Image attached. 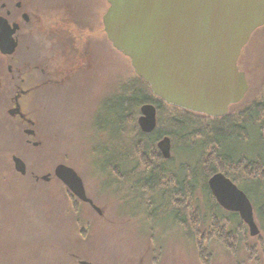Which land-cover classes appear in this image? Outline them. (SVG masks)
I'll return each mask as SVG.
<instances>
[{"label":"rangeland","instance_id":"obj_1","mask_svg":"<svg viewBox=\"0 0 264 264\" xmlns=\"http://www.w3.org/2000/svg\"><path fill=\"white\" fill-rule=\"evenodd\" d=\"M108 5V0H0V15L10 24L11 20L21 24L20 32L14 34L16 49L10 55L0 52V119L6 121L0 126V142L8 145L5 152L10 154L11 165L7 168L14 172L3 181L8 182L3 194L12 202L7 206L3 202L7 200H0V264H81L86 260L92 264H264V188L256 191L247 184L254 179L263 183L264 177L245 166L258 153L264 157V27L253 32L241 53L240 66L249 87L245 99L237 106L232 102L226 118V114L211 115L223 121L220 131L225 137L215 135L213 125L205 127L206 136L210 135L208 147L201 167L195 168V156L188 157L189 149L207 137L196 134L188 142L190 146L183 145L180 135L146 139L158 127L162 131L160 120L170 111L163 114L157 104L145 102L131 108L124 119L116 114L114 100L133 96L135 83L142 82L135 77L138 74L129 57L107 38L103 15ZM55 17L82 21L73 26L74 36L92 43L93 68L85 78L44 85L45 76L37 70V75H27L23 82L17 77L23 72V63L39 60L37 48H43L38 46L43 36L37 22ZM36 84L34 95L14 102L17 85L30 89ZM149 89L154 94L150 83ZM146 105L155 108L152 131H144L140 124ZM228 119L235 121L233 133ZM139 146H143L140 153ZM219 153L226 171L207 174V157ZM229 153L231 157L223 156ZM242 153L246 159L237 158ZM14 156L25 162L26 174L16 168ZM162 161L167 183L187 174L188 190L194 188V192L185 194L184 201L169 199L167 194L173 192L172 187L167 189V179L151 190L148 172ZM61 163L78 173L91 202L80 199L56 176ZM217 173L246 188L259 234L252 235L244 223L236 225L237 232L228 223V229L236 231L234 241L238 243L214 237L218 211H224L209 185ZM9 216L18 218L12 223ZM200 235H207L205 244L198 241Z\"/></svg>","mask_w":264,"mask_h":264},{"label":"water","instance_id":"obj_2","mask_svg":"<svg viewBox=\"0 0 264 264\" xmlns=\"http://www.w3.org/2000/svg\"><path fill=\"white\" fill-rule=\"evenodd\" d=\"M108 3L103 15L107 38L129 57L138 76L148 81L154 94L165 102L209 116H222L248 90L238 60L252 32L264 25V0H108ZM18 29L17 22L10 24L0 15V52L10 55L16 49L14 34ZM142 113L143 130L152 131L156 125L155 108L146 105ZM13 160L16 168L26 174L25 162L18 156ZM55 172L80 199L91 202L72 167L61 163ZM42 178L49 180V175ZM209 185L224 208L238 211L249 224L251 234H259L250 198L243 190L221 173L215 174ZM81 264L92 263L86 260Z\"/></svg>","mask_w":264,"mask_h":264},{"label":"flooded vegetation","instance_id":"obj_3","mask_svg":"<svg viewBox=\"0 0 264 264\" xmlns=\"http://www.w3.org/2000/svg\"><path fill=\"white\" fill-rule=\"evenodd\" d=\"M17 6H19V5H17ZM7 13L10 16V11H7ZM21 16H23V18H24L23 12L21 13ZM25 17H26V15H25ZM60 19H58V17H55V18H52L51 21H47L45 19L38 20L37 28H38L40 35H42L43 37H40L39 42L38 41L37 42L39 43L38 46H40V44H41L43 46V48H37V51L39 53L38 54L39 60H36L34 63H31L30 61L24 62L23 66H22L23 72L19 71L17 69V71L19 73L22 72V74L20 73L19 76H17V77H22L23 82L26 81V79L28 80L27 75H29V76L37 75V74H34V72L37 70H38L39 75L45 76V79L41 83V85L42 84L44 85L46 83H56L57 84L59 82H64V81H68V80H72V79L74 80L78 77H84L85 78L89 75V71L93 68V63H94L93 60H94V58H96V57L91 56V53H92L91 45H92V43L85 44V41L81 42L80 40H78V35H75L76 37L74 36V29H73L74 25L78 26L80 24V22H82V21L80 19L78 21L77 20L75 21L72 19H67V18H65V19L60 18ZM11 21H12V23L15 22L14 20H11ZM263 27H264V25H261V27L257 28L253 32L257 31L258 29H262ZM20 29H21V24H19V31L18 32H20ZM253 32H252V35L254 34ZM252 35H251V37H252ZM249 41H248V43H249ZM248 43H247V45H248ZM106 44H107V42L104 43L103 47H105ZM246 46H244L243 49ZM243 49L241 50V53H242ZM241 56L238 60V66H240ZM239 69L244 72V70L241 69V66ZM8 71L10 73L12 80H15L16 76L14 74L13 66L9 65ZM17 88L18 89H16L15 95H14V102L15 103H19V100L21 98H23L25 95H27V96L29 94L32 95L31 93L35 90V88H38V86L36 84L34 87H32L30 89H25V88L22 89V88H20L19 85H17ZM33 95H34V92H33ZM245 96H246V93L243 95V97L241 98V100L239 102L234 103L232 105L237 106V105L241 104L243 102V100L245 99ZM258 105H259V103L256 104L254 106V108L257 109ZM228 115L226 114L223 117L226 118V117H228ZM236 124H237V126L240 125L238 120H236ZM162 153L160 155H162ZM165 164L166 163H163V161H162L156 165V167H157L156 169L154 168L153 171L148 172L146 179H147V181L152 182L151 187L156 186L158 188V186L160 185V182L165 183V180L167 179L166 177L163 176V172L165 173L164 170L166 169L164 167ZM245 166H246V168L249 167L252 172H255V173L258 172L259 175L262 174V176L264 177V157L260 153H258V155H256V158L252 162L251 161L246 162ZM170 180H172V178ZM263 180H264V178H263ZM231 181L235 185H237L241 190H243L247 196H249L248 192L246 193V188L240 186L237 182L234 181V179H231ZM167 182H168V179L166 180V183H165L168 185L167 189L170 190V187H172L171 189L173 192L171 194H167V196H170L169 199L172 198L175 201L182 202L185 200V197H184L185 194H191L190 192L186 193L188 187L186 188V185H185L186 181H185L184 177H181V178L178 177V178L174 179L172 183H167ZM247 184L250 185L252 188L255 187L257 189L256 191H258V189L260 191H262V188H264V182L260 183V182H258V180L255 181V179L247 181ZM153 189H154V187L151 188V190H153ZM249 198H250V201L252 202L251 196H249ZM222 208H224V207H222ZM254 211H255V207H254ZM218 213H219L218 214L219 216L217 215L218 218H216L218 225H216L214 227V230H215L214 237L219 239L220 241H222V240L228 241L229 240V241L237 242V241H234L235 239L238 238V236L235 235V233L237 231L236 225H240L242 227V224L244 223V226L246 225L244 228L247 229L246 227H249V224H247L240 217V213L238 211L236 212V211H233L231 209L224 208V211L220 210V211H218ZM228 223L233 224V226H234L233 228L236 230L235 232L231 229H228V227H227ZM242 230H243V228H242ZM200 236H201L200 239L202 241L199 239H198V241L205 244V239L207 238L206 237L207 235L206 236L200 235ZM215 238L209 237L208 240H210V241H212L213 239L216 240ZM254 247H255V244H254L253 248ZM250 256H252V253H250Z\"/></svg>","mask_w":264,"mask_h":264},{"label":"trees","instance_id":"obj_4","mask_svg":"<svg viewBox=\"0 0 264 264\" xmlns=\"http://www.w3.org/2000/svg\"><path fill=\"white\" fill-rule=\"evenodd\" d=\"M135 77L137 79H139V81H141L142 84L135 83L136 85L133 88L134 95L131 96V97H128V98L127 97H125V98L123 97V98H120L119 100H116V99L114 100L115 112H116V114L119 115L120 118L124 119L125 115H128V113L130 114V109L131 108H133L134 106L140 105L142 103H145V102H153V103H155V105L157 104L159 109H161V113H163V114H167V112H169V111L171 112L170 113L171 115L169 114L167 116V118H163L162 120H160V122L163 124L162 131L160 132L159 131L160 129L158 127L159 130L157 129V131H154V133L153 132H151V134L147 133L146 134V139H149L151 141H157L159 138L163 137V134H167V135L169 134V135H172L174 137H178L180 135V138H182V140H185L184 142L182 141L183 145L190 146L191 144L189 145L188 142H190V140L194 139L196 134H200L201 136L207 137L206 135H208V133L205 132V129H206L205 127H209L211 125H213V128L215 127V129L213 131V133L215 135L220 134L219 135L220 139L221 138L223 139V137H225V135L223 136L222 132L220 131L221 130L220 128H222L223 121L219 117H212V116L210 117V116H208V115H206L204 113H201V112L197 113V112L192 111V110H187V109L181 108L180 106H176V105H173V104H166L165 102H163V100L160 97L155 96L150 91L149 82L148 81H146L145 79L139 77L138 75H136ZM0 116H1V113H0ZM4 123H6V121H3L2 119H0V126H2L1 124H4ZM228 124H229L228 126H231V131L230 132H232V130H234V127H235V121H232L231 119H228ZM177 130H178V133L174 134ZM199 130H202V132H198ZM208 137H207V139L202 138L201 139V143H196V145H191V149H189L190 150V154L188 155V157H191L193 155L195 156V158H194L195 159V164L193 165L194 167L198 166V165L201 167L200 162H201L202 158H204L203 157L204 156L203 155L204 149L206 150V148L208 147ZM0 138L3 139V134L2 133H0ZM0 143H1V145H0V200L1 201H2V199L7 200V201H3V202L7 206H9V202H12L11 201L12 199L6 197L3 194V190H4L3 187L5 185H7L8 182L4 183L3 181H5L8 178L12 177L11 175L14 176V172H12V170L10 171V169L7 168V167H10L9 165H11V163H10V154L8 155L7 152H5L8 145L4 144L3 142H0ZM142 149H143V146H139L138 151L139 150L141 151ZM138 151H136V153ZM140 151H139V153H140ZM217 153L218 152H215L216 155H217ZM219 154H220V156H218V157H215V156H212V157L208 156L209 158L207 157V159L205 161V163H206L205 165H207V164L209 165V166L207 165L208 168L205 171V172H207V174H211L213 172H216L217 170L226 171L225 170V166L223 165V162H222V159H221V153H219ZM238 155L239 156H237V158H239V159L240 158L241 159H244V158L246 159V157H247L246 155H245V157H243L242 156L243 153L242 154H238ZM223 156L231 157L232 155H231V153H229V154H223ZM135 158H138V157H136V155H135ZM214 162L215 163H220V165H221L220 168L221 169L218 168L217 166L210 165V164H213ZM145 165H147V164L145 163ZM192 169L190 170L189 176L192 175V171H194ZM1 170H3V173H2ZM183 176L185 177L184 178L185 181H186L185 185H186V188H187L189 186V183L186 180L187 174L184 172ZM192 182H194V178L192 179ZM193 190H194V188H192L190 190L187 189V193L190 191L191 194H193V192H194ZM4 192H5V190H4ZM14 203H15V201H14ZM252 203H253V200H252ZM192 207L193 206L190 205V209H192ZM6 208L7 207L1 206V209H6ZM8 218L11 219L10 222L14 223L13 222L14 218H18V217L11 218L9 216ZM9 219L7 220V223L9 221ZM1 224L3 225V220L0 221V226H1Z\"/></svg>","mask_w":264,"mask_h":264}]
</instances>
